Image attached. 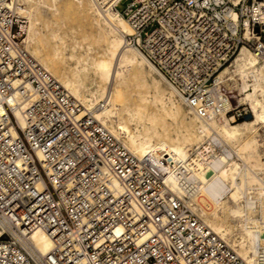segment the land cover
<instances>
[{"label": "built area", "instance_id": "built-area-1", "mask_svg": "<svg viewBox=\"0 0 264 264\" xmlns=\"http://www.w3.org/2000/svg\"><path fill=\"white\" fill-rule=\"evenodd\" d=\"M121 1L129 43L188 108L251 117L217 77L241 47L264 58V0ZM20 23L0 0V264H248L27 51Z\"/></svg>", "mask_w": 264, "mask_h": 264}, {"label": "bare ground", "instance_id": "bare-ground-1", "mask_svg": "<svg viewBox=\"0 0 264 264\" xmlns=\"http://www.w3.org/2000/svg\"><path fill=\"white\" fill-rule=\"evenodd\" d=\"M74 1L81 13L92 14L89 25L104 43V59L93 70L99 84L89 88L80 76L85 67L70 73L62 68L57 49L49 54L42 50L44 38L38 25L48 24L45 13L57 15L58 0H4V5L18 18H25L20 27L27 51L134 155L139 159L149 156L163 166L172 192L253 264L258 247L264 244V58L241 47L217 77L224 84L231 80L230 88L242 95L238 102L249 104L251 119L201 118L129 43L133 29L113 8L115 0ZM131 67L133 75L128 73ZM132 87L136 92L133 102L129 100ZM15 114L23 124L19 113ZM132 121L136 125L128 129ZM183 173L193 184L192 190L180 185L179 174ZM33 241L41 253L51 247V240L39 230Z\"/></svg>", "mask_w": 264, "mask_h": 264}, {"label": "rangeland", "instance_id": "rangeland-1", "mask_svg": "<svg viewBox=\"0 0 264 264\" xmlns=\"http://www.w3.org/2000/svg\"><path fill=\"white\" fill-rule=\"evenodd\" d=\"M58 1L59 11L57 15L52 17L51 14L45 13V19L48 24L44 26L43 23L40 22L38 25V28L40 29V36L44 38V48L42 50L44 51V53L49 54V52L51 53L55 49H57L60 53L59 58L62 61V68L70 73L74 72L76 68L82 69L85 67L86 71L84 73H81L80 76L87 88L90 87V84H99V79L97 78L93 70L97 65L100 64V61L104 59V43L102 41L99 42L96 39V34L89 25V22L91 23L90 20L92 14L81 13L80 9L77 7V2L74 0ZM85 2L86 1H84V5ZM126 4V1H121L117 5V10L122 11L125 8ZM20 19L25 21V18ZM71 54H74L75 56L71 57ZM76 57H80V60L78 61ZM128 73L133 75L135 73V69H133V67L128 68ZM162 85H165L163 81ZM146 91H148L149 95L151 94V90L147 89ZM131 92V94H129L131 97L129 98V100L133 102L135 100H133L132 97L136 95L135 88L132 87ZM234 92L236 93V91ZM175 98L177 99V97ZM125 102H127V100L122 103ZM182 109L184 113H187V110L183 105ZM166 120L168 123H172V119L170 117H167ZM135 125V121L127 123L128 129H133ZM168 130L170 131V133L173 132V126L168 125ZM262 161L264 162V156L262 157Z\"/></svg>", "mask_w": 264, "mask_h": 264}]
</instances>
